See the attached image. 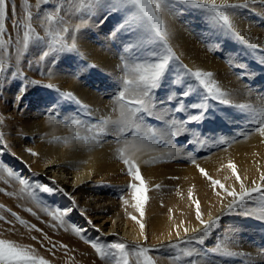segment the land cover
Segmentation results:
<instances>
[{"label":"bare ground","instance_id":"1","mask_svg":"<svg viewBox=\"0 0 264 264\" xmlns=\"http://www.w3.org/2000/svg\"><path fill=\"white\" fill-rule=\"evenodd\" d=\"M7 2L10 4L11 0ZM50 2L41 4L37 9L36 0H28V8H25L24 0H15L17 13L13 15L9 8L5 20L6 32L3 40L7 50L0 49V59L6 66V71L0 75V134L3 136L0 140V162L30 183L39 182L51 186L52 181H55L56 186L63 191L44 193L39 189L20 185L15 177H9L7 172L0 171V189H3L0 191V216L11 221L7 224L4 220L0 221V238L31 245L40 256L50 260L51 264H106L92 248L91 241L94 240L106 245L126 242L128 249L139 244L152 249L149 255L155 264H174V258L179 254L177 247L172 248L169 245L180 241L185 228L190 236L194 235L192 229H196L198 234L203 228L195 215L196 206L193 201L198 200L202 219L209 221L210 218L221 216V227L204 241L203 245L195 242L179 243L177 249L194 251L191 259L183 257L180 264H187L188 260H194L195 264H263L264 221L251 220L253 227L245 231L239 226L234 213L225 214L226 206L232 198L227 197L221 201L215 194L221 190L217 188L214 191L210 181L206 180L192 163L195 159L196 164L203 167L210 176L220 180L226 187H234L237 192L240 191L239 183L232 178L231 170L227 168L229 160L237 165L238 174L246 178V187H252V180L260 183L259 174L264 171V136L251 131L257 126V122L251 119L249 113L236 107L208 100L209 107L204 118L198 122L193 121L201 126L194 127L189 134L187 131L180 135L184 145L175 146L177 144L172 142L174 137L165 134L162 137L164 143L166 141L164 148L153 143L151 147H146L137 154V163L147 187L142 218L147 236L145 241L144 236L140 235L139 225L130 218L136 216L141 219L139 212L132 207L135 201L132 199L131 190H127V185L132 179L127 177L126 166L115 155L116 137L113 134L101 136L104 128L98 125L102 117L111 116L115 119L118 115V112H113V99L118 91L122 90L119 86L123 72L121 63L119 62V65L113 55L116 53L121 56L128 42V35L121 34L124 32L118 33L114 42L103 36L113 31L121 20L122 13L116 12L114 16H107L106 10L97 9L95 13H103L96 24L107 16L108 21L105 20V23L103 21L99 25L104 34L100 36L98 33V38L93 39L94 42L82 39L81 36L76 38V54L88 58L93 65L89 69L80 57L69 58L66 53L51 54L41 60L42 50H47L44 45L38 47L30 43L27 49L23 47L25 32L29 33L30 41L34 40L35 35L46 34L43 31L49 23L45 24L47 20L44 15L54 10V6L61 7L65 19L70 17L68 21L64 19L65 22H61L59 36L54 34L55 38L51 40L45 38L55 46H59L62 36L65 35L63 28L68 27L70 23H73L72 29L80 24L81 15L85 20H89L86 13H74L73 0H62V4L57 3V0ZM229 2L243 3L244 0ZM247 2V7L234 10L233 21L244 40L257 45L255 50L248 48L234 36L229 40V37L210 25L203 12L191 6L176 5L164 18L170 32L172 49L177 52L186 68L192 72H211L212 79L223 91L231 94L233 102L258 106L264 104V0ZM29 10L33 14L31 25L35 29L34 32L27 27L29 21L26 12ZM74 16L79 18L78 22L74 20ZM14 21L21 23L19 30L13 29ZM185 22L190 29L185 27ZM54 25L52 29H48L53 30ZM89 26L91 28V25ZM93 27L95 26L92 25V30ZM213 39L220 43L218 45L221 51L215 50L218 47ZM65 42L70 44L72 41L65 38ZM213 50L217 54H212ZM54 56L59 67L54 65ZM242 63V71L247 73L251 84H248L247 79L246 84L242 82L245 76L238 73V68L233 66H241ZM12 72H17L18 75L13 77ZM79 73L83 77H79ZM174 74L175 71L172 70L164 78L163 88L155 92V117H160V120L157 119L158 122H153L154 125L151 126L150 117L145 116V131L158 132L164 129V120L167 117L164 115L169 113L171 117L183 121L186 126L188 112L176 111L177 102L182 100L184 104L190 105L203 99L202 91L184 97L182 93L188 89L190 82L186 80V76H182L180 86L175 85ZM21 78L28 83L26 87L29 89L24 90L23 94L28 95L22 100L17 99L21 95L19 89H26ZM49 84L55 87H46ZM62 92H71L75 97L66 99L74 103L78 113L73 116L83 121V124L71 126L63 121L75 113L70 107L58 106L61 117L59 121L48 115L47 111L56 108V103L64 98L60 95ZM54 101L56 103H53ZM189 111L195 113L197 110ZM107 127L111 133L112 125ZM74 130L79 138H74ZM245 132L250 133L247 138L242 135ZM131 136L130 132L127 138L130 139ZM124 138L121 137V140ZM223 140L229 143H221ZM29 149L38 155H31ZM6 154H10V157ZM135 183L139 184L138 181ZM156 185L160 187L156 188ZM29 193H34L35 198ZM221 195L223 196V192ZM125 200L128 201L127 205ZM57 209L70 210L63 217V224L52 215ZM11 213H16L27 223L21 225ZM250 218L246 221L249 222ZM247 224L245 223V227L248 228ZM32 225L42 231H35ZM176 225L181 226L177 229ZM73 227L81 229L79 235L72 231ZM177 231L180 233L179 237ZM226 233L234 239L245 236L244 243L236 244L234 240L235 243L231 241L228 245L229 250L241 252L242 256L227 257L213 250L218 238L224 237ZM44 234L56 244L53 249L55 255L47 251L51 243L44 239ZM86 239L89 243H85ZM38 241H42L44 247H41ZM61 244L67 245V249L61 248ZM111 251L113 256L107 264H117L121 261L120 253L115 249ZM134 262L135 257L130 254L129 264Z\"/></svg>","mask_w":264,"mask_h":264},{"label":"snow or ice","instance_id":"2","mask_svg":"<svg viewBox=\"0 0 264 264\" xmlns=\"http://www.w3.org/2000/svg\"><path fill=\"white\" fill-rule=\"evenodd\" d=\"M49 2L50 0H36V7L39 9L41 4H47ZM57 3L62 4V0H57ZM73 4L75 14L86 13L89 18L95 14L97 9L106 10L109 14L116 12L122 13L121 20L111 32L113 38L120 32H124L128 35V42L125 44L124 52L120 56L123 75L120 78L121 83L119 87L122 88V90H119L113 99V112H118V115L115 119H112L111 116L102 117L98 125L104 128L103 132L100 133L101 136L113 134L116 137L114 141L117 145L115 155L122 161L123 165L126 166V174L130 176L133 181L127 185V188L131 190L132 199L135 201L132 207L139 212L141 217V219H137L136 216H131L130 218L139 225L140 235L144 236L145 241H147V236H145V224L142 222L144 205L147 199L145 195L147 187L137 163V154L144 148L151 147L153 141L158 137H163L165 134H168L169 137H176L189 131V129L184 126L183 121H178L174 118L171 120H164L166 127L158 132L156 130H150V132L145 131V116L152 117L155 115V91L161 86L166 74L173 70L170 65L179 61V57L175 55L170 44V32L164 17L170 14L176 5L191 6L203 12L209 22L219 32L234 36L244 42L248 48L255 50L257 45L245 41L244 37L236 30L233 21V16L235 15L234 10L240 7H247L248 2L247 0H244L243 3H230L229 0H220V2H217V0H73ZM24 5L25 8H28V0H24ZM9 8L13 15L17 13L15 0H11L10 4L7 0H0V49L4 51L7 50L3 37L6 32L5 20L8 17ZM60 10V7H56L51 12L46 13L44 19L52 21L54 17L59 18ZM32 15L30 10L26 12V17L29 21L27 27L30 31L34 32L35 29L31 25ZM39 18L38 16V19ZM59 19L63 22V18ZM80 19L81 23L75 25L70 36L67 37L72 41L70 44L65 42V38H61L59 46H55L39 35H35L34 40L30 41L29 33L25 32L23 47L27 49L30 43L38 47L44 45L47 50H42L40 56L41 60L51 54L59 55L65 52H76L78 51L76 45L77 33L81 26L87 24V20L84 19L83 15L80 16ZM106 19L107 16H105V20ZM101 23H103V21H101ZM41 24L43 26V20H41ZM13 26L19 30L21 23L19 21H14ZM45 32L50 35L48 29H45ZM63 32L66 34L69 33V28H63ZM57 36H59V33H57ZM19 42L18 40L17 43ZM16 63H19L18 58ZM181 67L186 66L181 65ZM5 71L6 66L3 64V60L0 59V75H3ZM186 74L193 77L194 80L188 85V90L184 91L182 95L188 97L192 92L198 89L203 92V99L199 104L193 103L186 105L182 100L177 102L178 106L175 110L188 112L186 117L188 123L202 120L209 107L207 101L215 100L249 113L251 119L257 122V126L251 129V131L264 136V104L254 106L251 104L233 102L231 94L223 91L212 79L213 74L211 72H203L200 70L192 72L189 69L186 70ZM11 75L15 77L18 73L12 72ZM49 75H51L50 72ZM29 82L33 84L38 83V81ZM196 82H198V85ZM46 87L53 88L55 86L49 84L46 85ZM24 90V88L19 89L21 95ZM57 91H59V89H57ZM60 95L64 98L75 99L71 92H62ZM17 99H20V96H18ZM169 99L171 100L172 97L170 96ZM53 103L56 102L54 101ZM189 109H196L197 111L192 113ZM51 111L55 112V108H52ZM157 118L159 119L160 117ZM83 123V121L77 118L71 119V126ZM108 125H112L111 133H109ZM171 129L175 130L173 131ZM129 132L132 133L130 139L127 138ZM249 134L248 132L242 133L245 138H247ZM121 137L125 138L121 140ZM74 138H79L78 134L74 133ZM2 139L3 136L0 134V140ZM221 143H229V141L223 140ZM28 151L31 155H38L30 149ZM172 151H175V149H172ZM192 163L196 165L201 175H203L206 180L210 181V185L214 191L217 188L221 190L215 192L221 201L227 197L232 198L226 206L225 214L235 213L237 210H240V213L245 216H254L264 221V171H261L259 174L260 183H257L256 180H252V187H246L244 183V179L246 178L238 174L237 165L229 160L227 168L231 170L232 178L239 183L240 191L237 192L234 187H226L220 180L210 176L203 167L196 164L195 159L192 160ZM0 171L7 172L9 177H15L20 185L39 189L44 193L52 194L56 191H63V189L56 186L55 181H52L51 186L39 182L30 183L28 180L20 178L13 169L8 168L3 162H0ZM135 181H138L139 184L135 183ZM159 187L160 185H156V188ZM0 191H3V189H0ZM221 192H223V196ZM254 193H258L259 195L254 196ZM9 195H11V193H9ZM29 195L35 198L34 193H29ZM191 195L190 192L189 196L191 197ZM249 201H254L255 207H250L248 204ZM193 202L196 206V219L203 225V229L198 234H196V229H192L194 235L190 236L188 234V229L185 228L184 236L180 241L176 244L169 245L172 248L178 247L179 243L188 244L195 242L203 245L205 238L209 236L213 228L217 227L222 218L221 216H217L215 218H210L209 221H204L202 219L199 201L195 200ZM124 203L127 205L128 201L125 200ZM67 211H60L57 209L52 215L55 220L63 224V217L67 215ZM11 215L18 220L21 225L27 223L17 216L16 213H11ZM0 220H5V218L0 216ZM5 222L11 223V221L7 220H5ZM51 226L55 227V225ZM180 226L181 225H176V228L178 229ZM31 227L35 231H42L41 229H37L35 225ZM72 231L79 235L81 229L73 227ZM177 236H180L179 231H177ZM32 239L35 240L36 237H32ZM44 239L49 240L51 243V247L47 248V251L55 255L53 249L56 248V244L51 242L47 234H44ZM230 242L231 236L226 233L224 237L218 238V242L213 250L227 257L242 256L243 253L241 252L229 250L228 245ZM38 243L41 244V247H44L42 241H38ZM85 243H89V240L86 239ZM91 246L95 252L99 254L100 258L106 261V264L113 256L112 249L118 250L120 253L121 261H118L117 264H121V262L122 264H129L130 254L135 257L134 264H155L151 255H149L152 249L139 244L128 249L126 242H114L110 245H106L102 244L99 240H94L91 241ZM60 247L67 249L68 246L61 244ZM193 256L194 251L192 249H181V255L174 258V264H180L182 257L192 258ZM0 264H51V261L40 256L37 250L31 245L17 243L11 239L0 238ZM187 264H195V261L188 260Z\"/></svg>","mask_w":264,"mask_h":264},{"label":"rangeland","instance_id":"3","mask_svg":"<svg viewBox=\"0 0 264 264\" xmlns=\"http://www.w3.org/2000/svg\"><path fill=\"white\" fill-rule=\"evenodd\" d=\"M51 2H49L48 4H50ZM54 8H56V6H54ZM61 8V7H60ZM103 13V11H100L99 13H95L94 15H92L91 16V18H89V20H87V24L86 25H84L79 31H78V33H77V36H76V38H79L80 36V38H85V39H89L90 41H92V42H94V40H96V38H98V35L100 34V36L101 35H103L104 34V31H101V28H100V26L99 25H101V22L100 23H97L96 24V21H97V19L101 16V14ZM62 14H64V13H62V10H60V15H59V18L61 17V18H63V22L62 23H64L65 21H68L67 19H70V17H67V19H65V16L64 15H62ZM97 15V16H96ZM115 15V13H111V14H107V16H114ZM77 16V15H76ZM97 17V18H96ZM59 18H55L54 17V19L52 20V22L53 23H57L56 25L57 26H59V27H57L56 25H54L51 21H46L45 22V24H47L48 25V23H49V25H48V27H46V29H48V28H53V25H54V29H55V26H56V29H55V31H53V30H50V29H48V31H49V33H50V36L48 35V34H42L41 35V37H44V38H48V40L50 39H53V38H55V36H54V34L55 35H57V33H59V28L61 29V25H62V23H61V20L59 19ZM74 20L76 21V22H78V20H79V18H77V17H75L74 16ZM95 18V19H94ZM64 19H65V21H64ZM60 20V21H59ZM103 21H104V23H105V16H104V18L102 19ZM108 20H106V22H107ZM71 22V21H70ZM75 22V23H76ZM88 22H90L89 23V25H91V28H90V26L88 25ZM51 23V24H50ZM72 24L73 23H70V25L67 27V28H69V33H65V35L64 36H62V38H67L68 36H70V34H71V30L70 29H72ZM186 24V28L187 27H189V25L187 24V22H185L184 23V25ZM88 25V26H87ZM92 25H94L95 27H93V29L95 30H92ZM188 25V26H187ZM210 25H212L211 23H210ZM50 26V27H49ZM52 26V27H51ZM104 26V25H103ZM213 26V25H212ZM14 27V26H13ZM92 30H90L89 28ZM102 27V26H101ZM201 27H203V26H201ZM13 29H17V28H13ZM187 29H190V27L189 28H187ZM51 31V32H50ZM91 31V32H90ZM45 31H43V33H44ZM54 32V33H53ZM93 32V33H92ZM96 34H95V33ZM52 33H53V36H52ZM85 33H86V35H85ZM99 33V34H98ZM103 33V34H102ZM121 33V32H120ZM81 34H83V36L81 35ZM90 34V35H89ZM98 34V35H97ZM121 34H125V33H121ZM95 35V36H94ZM110 35V36H109ZM67 36V37H66ZM79 36V37H78ZM92 36V37H91ZM227 37H229V40L231 39V37H233V36H231V35H226ZM91 37V38H90ZM103 38H108V41L109 40H112V42H114L115 41V38H113V37H111V33L110 34H107L105 37L103 36ZM94 39V40H93ZM206 39V38H205ZM213 41L214 42H216L215 43V46L216 47H218V49L217 48H215V50L216 51H221V48H219V45L218 44H220V43H218V41H215L214 39H213ZM215 50H213L212 51V54L213 53H215V54H217V52L215 51ZM173 51H174V53H175V55L177 56V57H179L178 56V54H177V52L173 49ZM68 56H69V58H73V57H75V56H77V57H80L81 58V60H83L84 62H85V64H87L86 65V67H88L89 69L90 68H92V63L88 60V58L87 57H85V56H83V55H80V54H76L77 53V51L76 52H73V53H67V52H65ZM65 53L63 54V55H65ZM209 53V52H208ZM74 56H73V55ZM114 54V53H113ZM80 55V56H79ZM70 56H72V57H70ZM115 58H114V57ZM112 57L115 59V61L119 64V62L121 63V61H120V56L119 55H117L116 53L113 55ZM56 57L54 56V65H55V67H59V63L58 62H56L55 59ZM59 58H57V60H58ZM87 59V60H86ZM118 61H117V60ZM89 63H88V62ZM56 62V63H55ZM56 64H58V65H56ZM120 65V64H119ZM181 65H183V66H185L184 65V63L180 60V58H179V61L178 62H176V63H173V64H171L170 65V67L175 71V74H174V76H175V80H174V84L175 85H179L180 86V83H181V78H182V76H186V80L187 81H189L190 83H192L193 82V80H194V78L193 77H191L190 75L188 76L187 74H186V70H189L188 68H186V67H181ZM241 66H239V64H233V66L234 67H236V68H238L237 69V72L238 73H243V75L245 76V77H243V79H242V82H244L245 84L247 83V80H248V75H247V73H245L244 71H242L243 70V67H244V65H243V63L242 64H240ZM238 66V67H237ZM240 67V68H239ZM227 68H228V66H227ZM183 71H185L184 73H183ZM171 72V71H170ZM169 72V73H170ZM237 72H235V73H237ZM169 73L168 74H166V76H168L169 75ZM182 74V75H181ZM188 76V77H187ZM79 77H83L82 76V74L81 73H79ZM247 79V80H246ZM21 81H23L22 83H23V85H24V87H26V85L28 86V83H26V81L24 80V79H22L21 78ZM250 81V82H249ZM163 83H164V80H163V82H162V84H161V86L155 91L156 93L157 92H159L162 88H163ZM251 84V80L249 79L248 80V84ZM196 84L198 85V82H196ZM247 84V85H248ZM25 90H29L28 89V87H26V89ZM186 90H188V89H185L184 91H186ZM16 91H18V89H16ZM199 89L198 90H196V91H194V92H192L191 93V95L192 94H197V93H199ZM28 92V91H27ZM28 94H26V93H24L23 95H20V98H21V100L22 99H24V97L25 96H27ZM191 95H189L188 97H190ZM22 96V97H21ZM26 98V97H25ZM202 102V100H200L199 101V103H201ZM199 103H197V104H199ZM67 104V105H66ZM55 106H57L56 108H55V112H52L51 111V109H49L48 111H47V113H48V115H50V116H52L55 120H57V121H59V119H61V117H60V113H59V107L60 106H62V107H64L65 106V108H71L75 113L74 114H72V116L68 119H66V118H64L63 119V121L64 122H66V124H71L70 122H71V119H72V117H74L75 118V116H73V115H75V114H77L78 113V110L76 109V107H75V105H74V103H72L69 99H62V100H60V101H58L57 103H56V105ZM59 106V107H58ZM74 106V107H73ZM54 116H56V117H54ZM165 116H167V117H165ZM170 116V117H169ZM148 117V116H147ZM164 117H165V119L167 120V118H168V120L170 119H172V118H174V119H176V120H180V119H178L177 117H171V114L169 113L168 115L166 114V115H164ZM156 119V120H155ZM158 118H156L155 117V115L154 116H152V117H150L149 118V120H150V123H152L151 124V126L152 125H154V123H156V122H158V120H157ZM160 120V119H159ZM205 121H206V119H205ZM154 122V123H153ZM188 123V122H187ZM186 123V127H187V129H189V131H188V134H189V132H192L191 131V129L192 130H194L195 128H198V127H200L201 125L200 124H198V125H196L194 122H191V123H188L187 124ZM189 125H191V127L189 126ZM185 126V125H184ZM197 126V127H196ZM193 127V128H192ZM195 127V128H194ZM75 131V130H74ZM74 133H76V131L74 132ZM128 134H130V132L128 133ZM127 134V135H128ZM177 137V138H176ZM176 137H174V138H172V142L174 143V145L175 144H177V145H175V146H181V145H184L183 144V137H181L180 135L179 136H176ZM179 138V139H178ZM162 137H159V138H156L154 141H153V143H154V145L156 146H158V147H160V148H164L165 146H166V141H165V143H164V138L162 139L163 140V142H162ZM159 140H161V141H159ZM174 140H176V141H174ZM160 142V143H159ZM159 143V144H158ZM188 143V142H187ZM160 144H161V146H160ZM189 148V147H188ZM6 156L7 157H10V154H6ZM127 177L128 178H131L130 176H128L127 175ZM3 182V181H2ZM131 183L133 182L132 180L130 181ZM130 184V183H129ZM127 190H129L128 188H127ZM4 193H6V192H4ZM254 196H256V195H254ZM253 203V204H252ZM254 201H250V202H248V204H249V206L250 207H255V205H254ZM237 213V214H236ZM235 214V215H234ZM229 213V214H226V215H234L235 217H236V220H237V222H238V224H239V226H241L242 228H244V230L245 231H247V230H250L253 226L250 224V221L251 220H253L254 222H255V220H260V219H257V218H255L254 216H248V217H251L250 219H249V222L248 221H246L247 220V218L243 215V214H241L240 213V210H237L235 213ZM239 217H238V216ZM243 217V218H242ZM223 218V217H222ZM221 218V219H222ZM253 218V219H252ZM221 219H220V221H219V223H218V225H217V227H215V228H213L212 229V231H211V233L209 234V236H207L206 238H205V241H207L208 239H209V237L216 231V230H218L219 229V227H221ZM241 219V220H240ZM255 219V220H254ZM244 220V221H243ZM0 221H3V220H0ZM242 221V222H241ZM246 221V222H245ZM3 222H5V220L3 221ZM259 222V221H258ZM257 222V223H258ZM245 223L248 225V228L247 227H245ZM7 224V223H6ZM254 224V223H253ZM258 224H262V222L261 223H258ZM251 225V226H250ZM261 226V225H260ZM203 229V228H202ZM202 229L200 230V231H202ZM237 238V239H236ZM232 240L231 241H233L234 242V240L236 241V244H239V243H244L245 241V236L242 238V237H235V239L234 238H231ZM235 243V242H234ZM178 248V247H177ZM176 248V250H177V253L179 254V256L181 255L180 254V252H181V249L179 248V249H177ZM180 251V252H179ZM187 258V257H186ZM182 259H183V257H182ZM181 259V260H182ZM191 259V258H190ZM264 264V263H263Z\"/></svg>","mask_w":264,"mask_h":264}]
</instances>
